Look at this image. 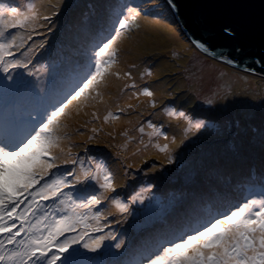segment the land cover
Here are the masks:
<instances>
[{
	"label": "snow or ice",
	"instance_id": "obj_1",
	"mask_svg": "<svg viewBox=\"0 0 264 264\" xmlns=\"http://www.w3.org/2000/svg\"><path fill=\"white\" fill-rule=\"evenodd\" d=\"M167 3L170 8L176 7L174 0H167ZM141 15L137 6L118 8L112 30L100 43L95 52L96 60L80 84L63 100L36 111L35 119L31 115V120L23 127L7 125L0 130V264H130L115 259L98 260L80 251L78 246L98 252L104 247L105 239H115L112 235L91 236L77 231L78 223L87 218V213L80 210L98 209L106 200L121 213L127 212L128 206L109 195L116 191V183L103 159L98 161L95 156L88 155L86 166L79 152L73 153L71 147L66 149L62 144L68 138L65 120L71 117L72 108L89 98L100 97L98 89L109 75L122 78L119 72L111 71L118 62L116 45L124 33L139 27L137 21ZM40 19L49 21L50 17L41 16L35 5L30 4L27 11H21L0 4V70L7 79L13 78L12 69L28 68L27 61L6 59L15 57L14 50L25 43L19 33L13 34L10 29L36 25ZM27 39H31V35ZM198 46L208 51L203 44ZM28 50L31 51V47ZM123 76L132 79L130 72ZM128 86L136 88L135 83ZM140 94L155 97V92L148 86L143 87ZM151 107H157L154 99ZM118 110L124 111L123 108ZM167 111L168 115L184 117L191 123L184 112ZM93 117L101 119L96 113ZM120 119L112 111L103 116L104 121ZM203 126V121L195 124L196 129ZM148 127L154 134L164 135L161 128L150 121ZM92 131L95 133L97 129ZM139 131L143 133L145 129L140 127ZM162 151H167V147ZM83 152L87 154L89 149L83 147ZM62 165L72 167L65 168L62 174L53 172ZM48 201L53 202L51 212L47 204L42 203ZM101 215L97 212L95 218L99 219ZM115 247L121 248L122 243H116ZM108 254L121 255L112 253L111 245ZM141 264H264V197L245 198L239 205L209 217L194 213L179 229L158 242Z\"/></svg>",
	"mask_w": 264,
	"mask_h": 264
},
{
	"label": "rangeland",
	"instance_id": "obj_2",
	"mask_svg": "<svg viewBox=\"0 0 264 264\" xmlns=\"http://www.w3.org/2000/svg\"><path fill=\"white\" fill-rule=\"evenodd\" d=\"M66 1L68 5L67 19L68 14H72L71 22L77 24L80 20V16L85 15L86 11L82 10V12L76 15V11L80 9L79 0ZM87 1L89 5L85 2L82 3L87 5V10L94 8L96 2L94 0ZM126 1L129 3L126 4ZM103 4L105 10L102 9L103 18H100V20L106 35L104 33L100 34V36L103 35V37L100 38L98 43L94 46V55L98 50L100 43L112 30L111 25L115 18V11L123 5L139 7L142 11L141 16L143 18L149 17V20H152L153 17L159 18L158 16L161 12L162 16H166L173 21V26L176 28L175 31L182 41L187 44L183 45L181 48L172 47L169 52H166L168 49L165 48H154L147 54H144V57L146 58L145 65H147L145 68L147 71L145 78L147 79L141 83H136L134 73H132L131 80L125 77L127 80L124 79V81H120L119 83L113 82L109 89L117 84L123 91V94L120 96L122 100H119L116 104L117 108H110L106 106L105 101L102 99L103 95H105V90H107L106 88L110 85V82H108L110 79L109 75L105 84L98 89V91L102 93L101 96L96 97L95 99L90 98L86 102L87 111H90L91 109L94 113L99 115L101 119H94L93 114L90 116H84L83 113L85 112L80 114L81 111H83V108L77 106V116H75L72 112L71 117L65 120L68 138L63 141L62 146L66 149L71 147L73 153L79 152L81 158L85 160L86 166L88 163V155L95 156L98 161L106 158V162L104 161V163L114 174L116 183V191L114 193H110L109 195L113 199H116L115 195L119 189L122 188L119 185L127 186L125 193L126 197L131 199V203L143 205L148 201L150 205L155 208L158 206L164 213L165 217H162V220H164L167 216L173 214L172 212L169 214L171 208L177 209L180 207L178 200L182 202L183 197L187 194V192L194 193L198 191L195 193L198 198L203 195V192L200 190V184L202 183H199L202 165H206V168L208 169L207 172H215L212 169L211 164L219 163L230 156H239L238 152L240 150L237 147L240 145L239 136L241 134L245 135L250 144L255 146L253 149L251 148L250 153L247 154L251 160L254 161V156L260 155L259 149L264 152V78L241 73L234 69L231 70L222 64H219L217 69H215L214 65H216V61H214V59L211 60L202 55L198 50L193 49V45L188 43L189 41H185L184 38H182L183 35L180 31L178 23L172 16V12L167 5L156 3L155 0H108V2H103ZM74 5L76 7L75 9L74 7L72 8ZM20 9L21 11H27L25 8ZM54 10L56 9L47 7L43 12L49 17L52 16V18H56V12L53 15ZM158 11L159 13H156ZM43 21L45 20L40 19L36 25L26 26L23 29H10L13 34L19 33V38L24 39L25 43L20 49L14 50L15 54L21 53V57L20 55H15V57H6V59L15 58L20 60V58L24 56L22 60L27 61L29 67L27 73L30 74L33 72L35 75L30 79H27V81L21 80L19 82L20 85H22L23 90L21 93L23 94L26 90L31 92L33 90V82L36 78L42 75L40 64H42L43 69L44 67H48L49 71H58L57 76L49 75L46 81L43 78V83L38 87L47 89L45 96H52V99L50 100L60 97L58 100L60 101L69 94L65 92V90L69 87L68 85L70 83H75L69 73L62 71V69H68V65L61 69L58 66L55 68V65L58 63L57 59H61L63 57L60 49H63V41L67 39V36L63 33L64 28H66L67 25H65L63 29L59 30L63 31L57 38L58 40H53L52 37L56 28H50V24L46 26L47 28L41 29V27H43L41 24ZM61 21L62 19H55L54 25H60L62 23ZM47 22L48 21H46V23ZM33 28L35 29L34 31ZM138 30H140V26L138 28L133 27L131 31L124 33L121 40L117 42L116 47L118 48V62L111 69L112 72L115 69H118L117 66L121 60H126L130 57L129 53H131V46H125V48H123L124 38L127 36L133 37V42L135 38H140L141 36H143L145 40L147 39L146 34L143 35L140 31L137 32ZM96 32V29L92 27L90 33L93 34L91 36H93ZM148 33L152 34L150 31H148ZM28 35H31V39H27ZM96 37H90V40H95ZM43 40L45 42H42ZM53 41H55L54 44H52ZM17 42L19 43V39ZM69 42H67L68 45ZM49 44H51V46H48ZM29 47H31V51L28 50ZM48 55H50V58H48ZM182 59H185L186 62L183 63L181 61ZM95 60L96 58L92 59L93 64ZM164 61L171 63L174 70L163 75L157 71L156 66ZM207 64L213 66L217 75L212 76L207 82H199L196 84L195 81L197 80V77L201 76L198 75V73L207 69ZM126 65L128 67L127 62ZM135 66L131 69H134ZM35 67L39 73L33 71L34 69L32 68ZM159 70L163 69L161 68ZM17 71L18 69H12V75H14V77L0 82V85L3 83L2 86L7 89L13 88V81L16 77ZM61 71L64 72V76L67 81L59 84L58 81L62 77L59 74ZM156 71L158 74H156ZM124 73L125 72H123L122 75ZM148 73H151V75H148ZM224 77L229 78L231 81L228 82L227 85H223L222 88H219L217 85L218 81ZM180 79H183V81L180 82ZM128 80L136 84L135 89L127 86V84L130 85ZM166 80H169V83L166 84V89H164L166 95L164 99L159 101L156 98L155 89L158 88V90H160L161 85L165 83ZM146 81L151 82L145 84L144 82ZM52 83L55 84L54 89L56 90L54 92L49 91L47 88L49 86L51 87ZM237 83L239 85H237ZM145 86H148L155 92V97H145L140 94L141 90ZM234 88H241L243 92L242 97L241 94L233 97L234 90L231 89ZM70 89L73 88L71 87ZM132 91L140 95V100H136L139 95L131 96L133 94ZM13 94L18 95L15 93ZM92 96H96V94L93 93ZM240 98L242 99L239 100ZM143 99H145L147 103L149 102V99H151V101L154 99L157 107L152 108L151 103L144 104ZM138 101H141L142 104H137ZM222 101H226V105H222ZM187 102H190V104H186ZM36 103L38 102H35V104ZM123 105H125V108ZM128 105H132V107H128ZM144 106L146 107L142 109ZM120 108H123L124 111L120 112L118 110ZM226 108H228V112L224 111ZM237 108H241V110L247 108L253 112H251L248 116H243L241 111L237 114ZM168 109H175L178 113L184 112L186 116L191 119V123H189V120L184 117L168 115ZM108 111H112L114 115H119L121 117L118 121L119 125L124 124V127L126 128L115 132L107 127L105 124H114L117 122L103 120V116L106 115ZM124 113H126V115ZM76 117H81L82 120L80 124H78L75 120ZM33 118H35V115H33ZM139 121L140 124H138ZM148 121H152L151 123L157 125L158 128H161L164 135L161 136L154 134L152 129L148 127ZM199 121H203L204 126L200 129H196L195 124ZM242 122L244 125L241 124ZM175 124L178 125V127H175ZM140 127L145 129L143 133L139 131ZM179 127L182 129L183 137L178 139L177 135L172 133V131L173 129H179ZM93 128H96L97 132L94 133L92 131ZM242 129H244V131L241 132ZM259 133L261 135H259ZM126 136H133L134 139L128 140V137ZM165 136L167 139L164 138ZM252 136L256 137V141H253ZM89 137H93L94 139L89 140ZM249 137H252V140H250ZM73 145H80V147H73ZM83 147H87L89 149L87 154L83 152ZM165 147H167V151H162ZM241 152L244 153V150L242 149ZM208 161L210 162L208 163ZM71 167V165H62L59 170L54 169L53 172L62 174L64 171L63 168ZM155 172L157 178L153 175ZM159 175H161L162 178H160ZM52 178L54 179L55 176ZM247 178L248 177L245 176L242 180L246 187L249 182L252 181V177H250L249 182L247 181ZM45 179H48V177H45ZM157 179L158 182H156ZM194 181H196L195 185ZM170 185L177 186L180 191L177 192V190H169L168 187ZM131 186L134 188L133 190L130 188ZM37 187H39V185H37ZM185 189L186 194H184ZM250 189L251 191L254 190L253 185ZM133 191H138V194H134ZM133 197H136L135 201L133 200ZM245 198L247 197L242 198L239 196L238 204L242 203ZM154 200L157 204L154 203ZM106 201V206L102 207L100 210L99 208L91 210L87 214V218L83 222L78 223V225L88 226L90 224L89 220L92 219L96 222V228L102 229V231L96 232L95 236L104 235L107 237L112 235L116 239L117 234L111 232V229L107 228L111 220V217H109L111 212L109 210L117 208L110 200ZM174 203L175 205L173 206ZM212 203L213 201H208L206 203L207 206L204 210L205 213L201 215L202 217L216 215L214 213L217 212V208L212 207ZM150 205L148 208H143V213L147 215V218L142 215L140 228L146 227L147 224L149 225L150 221L153 220V218L149 215V211L151 210ZM80 211H83V209ZM49 212H51V210ZM97 212L102 213L103 215L100 217L107 218V220H101L103 218L96 219L95 214ZM219 212L221 211L219 210ZM92 214L94 216H92ZM152 228H154V226L150 229ZM81 232H84V230ZM140 237H142V235ZM115 239H105L104 241L107 248L111 245V250H113L111 251L112 253H117L119 251L115 245H112Z\"/></svg>",
	"mask_w": 264,
	"mask_h": 264
},
{
	"label": "bare ground",
	"instance_id": "obj_3",
	"mask_svg": "<svg viewBox=\"0 0 264 264\" xmlns=\"http://www.w3.org/2000/svg\"><path fill=\"white\" fill-rule=\"evenodd\" d=\"M49 1L50 0H19V6L20 8L27 9L28 5L30 4L35 5L36 11L41 16H43L45 15L43 11L47 7H50L48 3ZM52 1H57V0H52ZM62 1L65 2L66 0H62ZM94 1L96 2V4L94 5V8L87 10V5H89L88 1L79 0L80 9L76 11V15L82 12V10L86 11V14L80 16L83 18L80 19L77 24H74L71 22L72 14L69 15L67 22H66L67 27L65 28L66 33L68 34L65 33V30L63 32L64 35L67 36V39H65V42H69L70 40L69 53L66 56L67 61L64 62L61 65V67H65L67 63L70 65L71 64L79 65L81 64V61L91 62L92 59L96 57L94 55L93 49H94V46L98 43L99 39L103 37V35L99 36L97 39L90 42V37L93 34V33H90V30L94 26H96L97 29L101 28L100 18H103V10H105L103 2H108V0H94ZM84 2L87 5L82 4ZM127 3L129 2L126 1V4ZM158 17L159 18L153 17L152 20H149V17L143 18L141 16L139 18L138 21L143 27V28L141 27L142 30L140 31V33H143V35L146 34V38H147L146 40L143 38V36H141L140 38L138 37L135 38L134 42L133 41L129 42L128 39L124 40L123 42L124 44L123 48H125V46H131L130 52H132V54L129 59L121 60L119 62V65L117 66V68L121 71H119L118 69H115V70L121 73L123 72H130L131 74L134 73L135 78L138 81V83H141L143 80H145V78L141 75L142 68L146 61L144 54H147L154 48H165V49H168L166 52H169V50L172 47L181 48L183 45L187 44L186 42L182 41V39L179 37V35L175 31L176 28L173 26V21L170 20V18L163 17L161 12ZM147 23H150V27L147 26ZM148 31H150L152 34H149ZM73 53L77 54L78 59H76V57L73 56ZM181 61L183 63L186 62L185 59H182ZM126 62L128 63V67L126 65ZM136 64H140V66H138L137 68L131 69ZM207 66H208L207 69L198 73V75H201V76L197 77V80L195 81L196 84H198L199 82H207L210 80L212 76L217 75L216 74L217 72L215 71V69H217V66H219V64L214 65L215 69L213 68V66L209 64H207ZM161 68L163 70H159ZM156 69L158 72H160V74L164 75L167 72L173 71L174 67L171 66V63L164 61L163 63L158 64L156 66ZM40 70L43 71L44 74L40 75L38 78L35 79V81L33 82V85L35 86H40L43 83V78L46 81L49 75L55 76V73L57 72L55 70L48 71L47 69H43L42 64H40ZM157 71H156V74H158ZM38 72L39 71L37 70V73ZM122 77L124 76L122 75ZM82 78H84V76ZM119 80L120 78H117L116 76H112V83L117 82ZM64 81H67L66 77L62 81H58V83L61 84ZM181 81H183V79H180V82ZM230 81L231 80L229 78L224 77V78H221L220 81H218L217 85L219 88H222L223 85H227L228 82ZM168 83H169V80H166L165 83L161 85L160 90H158V88L155 89L157 100L160 101L161 99H164L166 95L164 89H166V84ZM237 85L239 84L237 83ZM68 86H69L68 89L70 90L71 87L75 89L78 85L76 83H70ZM231 90H234L233 97H236L239 94H241L242 96L243 94L241 88H234ZM40 91H41V94H44L46 89H40ZM112 94L114 96L121 95V92L118 86L113 87ZM88 100L84 101L83 103L78 104V106L83 108V111H81L80 114H82L83 112L86 113V114L83 113L84 116L85 115L90 116L94 113L91 109L90 111H87L86 102ZM115 100L116 99H113V103L115 102ZM57 101L58 99H54V100H51L50 103H55ZM226 103H227L226 101H222L221 104L226 105ZM186 104H190V102H187ZM76 107L77 106H74L72 108V112L75 114V116H77L78 114ZM24 111H28V109H25ZM240 111L243 116H248L251 112H253L247 108L243 110H241V108L236 109L237 114ZM17 117L22 120H30L29 117H24L23 112H21ZM263 118H264V115H263ZM75 120L77 121V123H80L82 119L81 117H76ZM242 125H244L243 122H242ZM174 126L178 127V125L176 124ZM117 128H118V131L125 129L124 124L118 125ZM242 131H244V129H242L241 132ZM172 133L176 134L178 139L183 137L182 129H180V127L179 129H173ZM259 135L261 134L259 133ZM252 137H253V141H256V137L255 136H252ZM252 137H249V139L252 140ZM239 141H240V145H238L237 148L240 150L238 152V154L240 155L242 149L247 151L250 148V142L246 139L245 135L243 134L239 136ZM263 144H264V141H263ZM260 153H261V158L264 160V152H260ZM103 161L106 162V158H104ZM209 162L210 161H208V163ZM248 163H250L249 157L240 158L239 156L237 157L230 156L228 158H225V160L220 161L219 163L211 164L212 169L215 172H207L208 169L206 168V165H202L199 183H202L200 184L201 185L200 190L203 192V195L198 198L195 194L198 191L194 193L187 192L186 194V189H185L184 194L186 195L183 197V201L180 202L178 200L180 207H178L177 209L171 208V210L169 211V214H171V212L173 214H171L170 216H167L164 222H157L155 224L154 229H152V230H155V232H150L147 236L144 237V242L147 244L148 248L154 246L156 244V241H158L159 239L169 236V233L173 232L174 230H177L179 228V225L184 224L194 213L202 217L201 215L205 213L204 210L206 209V206H207L206 203L208 201H213V204L215 205L222 204L223 197L227 195L226 192L229 190L236 192L238 186L241 185L240 183L243 180V177L247 176L246 173L248 172V168H247ZM153 175L155 177L156 172ZM155 178H157V176ZM156 182H158V179ZM170 187L177 188V186H173V185ZM130 188L132 190L134 189L132 186ZM174 205L175 203L173 204V206Z\"/></svg>",
	"mask_w": 264,
	"mask_h": 264
},
{
	"label": "water",
	"instance_id": "obj_4",
	"mask_svg": "<svg viewBox=\"0 0 264 264\" xmlns=\"http://www.w3.org/2000/svg\"><path fill=\"white\" fill-rule=\"evenodd\" d=\"M155 1L168 5L167 0L166 4L163 0ZM174 3L176 7L170 9L190 40L182 34L187 41L198 48L203 44L214 59L264 76V0H174Z\"/></svg>",
	"mask_w": 264,
	"mask_h": 264
},
{
	"label": "trees",
	"instance_id": "obj_5",
	"mask_svg": "<svg viewBox=\"0 0 264 264\" xmlns=\"http://www.w3.org/2000/svg\"><path fill=\"white\" fill-rule=\"evenodd\" d=\"M62 1V0H61ZM67 1H65V2H58V3H53L52 1L51 2H49V5H50V8H55L56 10H54L53 12V15L55 14V12H56V18H52V16H50V21H48L47 23H46V21H43L41 24H42V26L43 27H41V29H45V28H47L46 26H48V25H50L51 24V27L50 28H53V27H55L56 28V31L53 33V40H56L60 35H61V33H62V31H59L60 29H63L64 28V26L66 25L65 24V22L67 21V3H66ZM66 11V12H65ZM71 11V10H70ZM69 11V12H70ZM156 13H159V11L158 12H156ZM68 17H69V14H68ZM163 17H166V16H163ZM55 19H62V26H61V24L60 25H57V26H55L54 25V20ZM137 23L139 24V26H140V30H138L137 32H139V31H141L142 30V25L139 23V21H137ZM147 26L149 27L150 26V23H147ZM142 27V28H141ZM64 30H65V28H64ZM130 36H127L126 38H129ZM42 42H45L44 40L42 41ZM55 43V41H53L52 42V44H54ZM48 46H51V44H49ZM133 93H134V91H132ZM242 97V96H241ZM140 95L137 97V99L136 100H140ZM242 98H240L239 100H241ZM139 104H142V103H139ZM224 111H227L228 112V108H226Z\"/></svg>",
	"mask_w": 264,
	"mask_h": 264
}]
</instances>
